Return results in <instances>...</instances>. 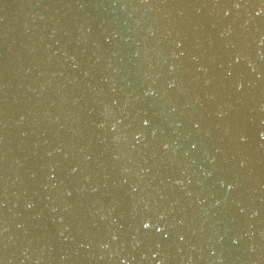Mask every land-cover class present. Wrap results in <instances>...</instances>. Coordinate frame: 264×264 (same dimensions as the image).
Masks as SVG:
<instances>
[{
  "label": "water",
  "instance_id": "1",
  "mask_svg": "<svg viewBox=\"0 0 264 264\" xmlns=\"http://www.w3.org/2000/svg\"><path fill=\"white\" fill-rule=\"evenodd\" d=\"M0 264H264V0H0Z\"/></svg>",
  "mask_w": 264,
  "mask_h": 264
}]
</instances>
